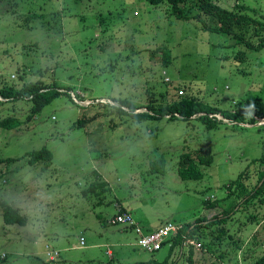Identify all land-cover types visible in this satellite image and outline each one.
<instances>
[{"label": "rangeland", "instance_id": "obj_1", "mask_svg": "<svg viewBox=\"0 0 264 264\" xmlns=\"http://www.w3.org/2000/svg\"><path fill=\"white\" fill-rule=\"evenodd\" d=\"M193 1L190 16L200 13ZM215 2L264 23V0ZM257 26L259 36L253 24L241 29L254 44L264 36V25ZM32 82L61 95L37 115L32 102L0 95V122L21 124L0 127V264H46L57 260L48 254L54 249L61 255L51 264L163 262L172 241L149 253L139 245L141 235L169 224L180 227L178 235L198 219H223L229 211L231 218L202 227L170 261L191 264L192 252V264H251L264 255V195L244 205L241 192L261 181L264 119L236 125L217 114L227 125L209 129L200 115L138 117L152 105L190 97L254 112L264 102V50L204 30L198 19L179 20L168 4L0 0V91ZM41 149L53 153L52 162L32 165L29 153ZM200 150L213 157L212 165L197 162L203 177L183 180L181 156ZM161 157L165 172H152ZM237 180L242 185L231 187ZM100 182L106 186L88 191ZM4 204L26 206L28 224L7 225ZM121 206L136 226L113 223Z\"/></svg>", "mask_w": 264, "mask_h": 264}, {"label": "trees", "instance_id": "obj_2", "mask_svg": "<svg viewBox=\"0 0 264 264\" xmlns=\"http://www.w3.org/2000/svg\"><path fill=\"white\" fill-rule=\"evenodd\" d=\"M149 2L152 5L160 6L164 4H168L169 7H171L172 14L176 16L179 20H189V19H198L202 24L204 30L215 32V33H224L230 38L239 44H244V46L250 50H255L257 52H261L264 50V36L259 38L258 43L256 44L252 43V39L250 37V41H247L242 33L241 29L245 28V26L250 27L251 24H253L255 29L256 36L260 33H257L258 28L257 25H264V23L261 22V20L257 21L252 18L246 17L244 15H241L237 10L235 9H228L224 8L223 6L219 5L215 2V0H196L193 1L192 8L199 6L200 13L198 15H187V7L189 6V3H192L191 0H144ZM27 13H34L36 15V12L30 11L28 8H26ZM60 14V13H59ZM37 17V16H36ZM39 19H46V16H39ZM54 18L57 20H61V16L54 13ZM59 24V22H57ZM256 26V27H255ZM263 27V26H262ZM264 30V28H263ZM261 31V30H260ZM258 35V36H259ZM252 41V42H251ZM243 54V53H242ZM244 55V54H243ZM165 64H169L171 61V56L167 55L166 58H164ZM59 90L57 88L48 87L44 85L42 82H32L27 85H25L22 89L17 90L14 86L4 88L0 91V95L4 98L14 101H20V100H28L33 103V109L32 114L37 115L38 113H41L43 108L50 103H52L55 98H58L61 93L58 92ZM258 103V102H257ZM124 106L130 107L131 110L134 112L137 108L132 105L131 103H127L126 101L122 103ZM259 108H255L254 112L247 113L245 111H225L218 108H215L211 105H208L199 99L194 98H182L178 101H173L171 104H169L166 107H157V106H150L149 110L151 113H145L140 116H138L141 119H147L150 117H159L164 118L166 116H170L171 120H190L193 119L195 116H198V120L202 121L209 129H213L216 127H219L220 125H227L224 123L221 119L217 118V114H222L223 117L227 120H230L231 122H235L236 125L239 123H246L247 120L250 118L252 121H256L255 119L258 117L260 119H264V102H259L257 104ZM122 110V109H119ZM130 113L131 114H133ZM176 115H179L181 118H177ZM20 121H17L16 119H8L3 122H0V127L8 130H12L15 127H19ZM31 161L30 163L32 165H36L42 161L45 162H52L53 160V153L50 150L41 149L39 151H33L29 153V156ZM198 160V161H196ZM260 162V164L264 168V155L257 160ZM201 166H210L213 163V157L211 155H208L207 152L197 151L195 155L193 153H186L183 154L180 158L179 162V175L183 180H194V179H201L203 177L202 171H200L198 168V163ZM30 164V165H31ZM166 170V162L163 157L156 160V162L151 163V171L154 173H164ZM241 176V175H240ZM101 183V182H100ZM241 181H234L232 182L231 187H236L241 184ZM105 184L101 183H93L88 191H93V189L100 188L101 186L104 187ZM106 186V185H105ZM246 192L241 190L243 195L244 205H248L251 202V199L263 197L264 195V171L261 177L260 184L257 185L253 190L248 191V187L245 186ZM251 197V199H250ZM264 197L261 199L262 203H264ZM227 216L223 219H220L219 217H215L213 220L208 221L206 219H198L195 222L194 226L187 225L183 227L179 234L172 239L171 247H169L167 258L163 262H157V261H149L148 264H176V261L172 262L171 257L173 256L174 252L177 249H182L184 244L187 240L194 239L195 235L199 232L202 227H212L215 225H218L220 223H225L228 218H231V211L226 212ZM4 220L7 225H26L28 224L27 218L21 214L20 209L12 207L9 204H4ZM206 222V224H204ZM261 225V224H259ZM249 244V243H248ZM251 247L249 246L245 253L250 250ZM191 252L189 260L192 264V255ZM250 257H246L244 261L250 262ZM251 264H264V255L255 258Z\"/></svg>", "mask_w": 264, "mask_h": 264}, {"label": "built area", "instance_id": "obj_3", "mask_svg": "<svg viewBox=\"0 0 264 264\" xmlns=\"http://www.w3.org/2000/svg\"><path fill=\"white\" fill-rule=\"evenodd\" d=\"M113 223L122 226H136V224H134L132 216L127 211L120 212ZM179 229L180 227L174 226L172 224L166 225L153 233H149V235H141L139 245L141 246L142 250H145L149 253L158 252L170 241H172L174 237L177 236ZM138 231L143 233L141 229H139ZM83 243L84 240L82 239V244Z\"/></svg>", "mask_w": 264, "mask_h": 264}, {"label": "crops", "instance_id": "obj_4", "mask_svg": "<svg viewBox=\"0 0 264 264\" xmlns=\"http://www.w3.org/2000/svg\"><path fill=\"white\" fill-rule=\"evenodd\" d=\"M121 208H122V209H120V210H122V211H130V210L125 209L123 206H121ZM18 209H20L22 215L24 214V216H26V212H27V210H26V209H27L26 206L19 207ZM117 212H118V211H117ZM27 217H28V216H27ZM135 219H136V218H135ZM136 221H137V219H136ZM138 222H139V221H138ZM124 230H126V229H124ZM156 230H158V229L155 228V227H152L151 230L149 231V233H150L151 231L154 232V231H156ZM82 239L84 240V243H83V244H82ZM80 240H81V241H80L81 246H82V247H85V246H86V244H85L86 239L83 238V237H81ZM49 251H50V252H48V254L51 253L52 256L58 260V257L61 255V254H60V251H59V250H56V249H54V250H49ZM51 251H53V252H54V251H58L59 254H57V253H55V252L52 253ZM48 254H47V256H49ZM110 254H112L111 251H110ZM5 260H7V259H5ZM47 260H48V261H46V264H51V262H52V263H56V262H57V260H55V261H51V262H50L49 258H48Z\"/></svg>", "mask_w": 264, "mask_h": 264}, {"label": "clouds", "instance_id": "obj_5", "mask_svg": "<svg viewBox=\"0 0 264 264\" xmlns=\"http://www.w3.org/2000/svg\"><path fill=\"white\" fill-rule=\"evenodd\" d=\"M121 212H125V211H122V210H121ZM121 226H122V225H121Z\"/></svg>", "mask_w": 264, "mask_h": 264}]
</instances>
